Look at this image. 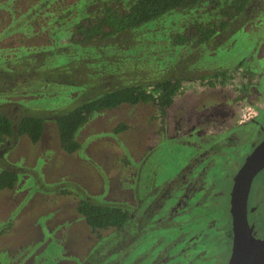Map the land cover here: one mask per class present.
<instances>
[{
    "label": "rangeland",
    "instance_id": "1",
    "mask_svg": "<svg viewBox=\"0 0 264 264\" xmlns=\"http://www.w3.org/2000/svg\"><path fill=\"white\" fill-rule=\"evenodd\" d=\"M106 1L111 0H99L100 5ZM11 3L0 0V109L15 133L0 145V171H16L18 182L15 189L0 191V228L11 224L0 234V264H110L106 263L110 257L101 260L97 238L78 214L76 204L86 196L101 201L100 197L110 200L112 195L136 214L143 227L136 232L139 238L132 246L123 244L120 237L112 238L109 255H115V261H129L132 252L135 264H187L194 251L183 241L177 242L176 222L191 213L178 216V209L172 212L171 207L178 197L185 153L191 149L183 148L168 133L158 137L150 133L153 128L157 132L148 117L150 105L122 104L94 113L76 133L80 148L71 154L60 146L54 118L117 88L177 78L196 81L220 67L235 68L244 58L257 55L259 48L264 49V0H250L246 12L229 21L216 44L190 46H173L172 36L191 35L196 23L206 21L204 14L198 18L192 11H173L114 39L82 45L70 42L68 46L71 24L86 16L83 6L91 0ZM36 4L40 10L34 14L29 8ZM231 30L236 35L233 40L227 37ZM256 57L241 62L256 63ZM193 83H185L183 88L189 89ZM26 116L44 120L37 143L16 133ZM119 123L128 129L116 135L113 129ZM244 128L246 133L251 131V141L256 126ZM234 155H227L230 165L242 160ZM234 174L232 168L209 174L221 195L214 201L202 195L207 203L195 211L202 227L203 257L194 264H226V238L210 236L205 226L209 218L227 222ZM167 212L172 214L170 226L163 229L157 224L150 229L155 225L154 216L162 218ZM130 223L124 229L132 234ZM160 239L164 240L160 243ZM183 247L188 255L186 251L180 254ZM163 250L170 256L161 254Z\"/></svg>",
    "mask_w": 264,
    "mask_h": 264
},
{
    "label": "flooded vegetation",
    "instance_id": "2",
    "mask_svg": "<svg viewBox=\"0 0 264 264\" xmlns=\"http://www.w3.org/2000/svg\"><path fill=\"white\" fill-rule=\"evenodd\" d=\"M4 1L8 4L14 0ZM40 2L37 4L41 5L42 3ZM34 3L35 2L32 4ZM37 4L34 9L32 8V5L29 8L30 10H33L34 14L40 10ZM89 4L90 3H84L83 9L87 12V14L77 22L72 23L71 26L73 25V28L76 23L85 19L87 15L93 11L94 6ZM85 7L88 9H85ZM246 9L244 10L245 12ZM23 16L24 14H22V17ZM201 23L204 24V22ZM202 26H212L216 29L214 34L207 41H205L207 44L210 43V41H214L216 44L220 33H222L225 28H229V25H226L221 30L217 28V25L204 24ZM66 29L69 30L70 28L67 26ZM72 36L67 37V40L70 38L68 46L70 45V42H74ZM227 37H230V39L233 40L236 35L231 30L227 33ZM191 40L187 43V45L190 46V44H193L195 41V39ZM77 45L82 44L80 43ZM255 56H257L255 60L256 63L248 61V64H243L247 58L252 60ZM247 58L241 60L243 62L240 61L236 64L235 68L226 69L220 67L211 74L199 76L196 81L182 80L181 88L178 91L174 102L170 108L166 109L163 117L157 116L156 108L152 103H139L145 106L150 105V107H152L149 108L150 115H148V117L151 123L155 124L157 132L153 128L150 133H153V135L157 137L163 132L168 133L171 135V139H179L177 141H181L180 145L183 148L186 147L191 149V152L185 153V161L183 164L184 168L182 173L178 175V197H176L171 207L172 212L174 210L176 211V208L178 209V216L182 213L184 214L185 212L191 213L190 216H186L184 214L186 217H181L182 219L176 222L177 242L183 241L185 246L188 244V249H193L194 251L193 256L190 258L187 254L188 249L184 247V249H181L180 254L182 255H184V252L187 250V264H194L203 257L201 249L202 227L198 215L195 212L198 207L207 203V201L202 198V195L209 196L212 201H214L216 196L221 195L219 190H215V184H213L212 180L213 176H210L209 174H212L213 171L222 172L228 168L235 169L236 174L245 162L247 156L264 139V49L259 48V53H257V55ZM185 83H193L194 86L189 89H185L183 88ZM149 119L147 121H149ZM247 124H253L256 126V130L253 133V139L251 141H249L251 131L246 133V128H244ZM119 125L123 124L119 123L117 126ZM117 126L113 129V133L116 135L128 129L126 127L124 130L116 131L115 128ZM7 139L9 138H5L4 142ZM240 147L243 149H240ZM231 154H237L236 160L242 158L241 162L236 165H230L227 161V155ZM218 159L219 162H217ZM218 167H223L225 169L222 168L221 171L216 170ZM10 171L18 174L14 170ZM262 174L263 177L260 178ZM198 175H200L199 178L197 177ZM234 176L232 178L228 194L229 202ZM109 198L110 200H106L105 198L102 200L100 197L101 201H95L90 196H86L80 199L78 203L83 199H91L95 203H111L121 205L116 201L118 199L117 196L112 195ZM78 203L76 204V210ZM141 203L142 201H140V204ZM140 204L138 206L141 208ZM121 206L124 208L123 205ZM161 210L164 212L165 209ZM246 210L248 225L252 236L255 238H264V168L260 170L252 180ZM171 215L172 214L167 212L166 216H163L162 218L158 217V215L154 216L156 219H153L152 221L155 225L150 229H154L157 224H160L157 227H163V229L169 227ZM135 216L136 214H131L129 212L128 222H132V224H129L131 225L132 234L124 229L126 225L121 230L108 228L100 229L97 232H92L89 228L91 233L97 238V250L101 256V260L102 258L110 257L106 259V263L135 264L132 252H129V261H123L122 259L115 261V255L113 257L109 255V252L112 249V244L114 245V243H112V238L115 236L120 237L123 244H128L130 246H132L136 242V239L139 238L137 237L138 233L136 232L143 227L139 224V219ZM134 224H136L135 227ZM189 225L192 227H190V229H186L185 227ZM10 226V223L6 225L4 224L0 228V234L6 232ZM205 227L210 230V236L223 235L224 240L226 238L228 248V256L226 258L227 264L233 243V224L230 213V205L227 222L225 220V222L222 223L220 219L209 218ZM109 238L111 239L110 242L108 241ZM163 240L164 239H160L159 242L161 243ZM168 242H170V240H168ZM166 244L167 243L165 242L163 247H165ZM114 249L115 251H118V247H115ZM124 253L127 254L128 252ZM161 254L165 257L170 256L165 250H163Z\"/></svg>",
    "mask_w": 264,
    "mask_h": 264
},
{
    "label": "trees",
    "instance_id": "3",
    "mask_svg": "<svg viewBox=\"0 0 264 264\" xmlns=\"http://www.w3.org/2000/svg\"><path fill=\"white\" fill-rule=\"evenodd\" d=\"M91 1L90 4L96 9L74 25L72 37L75 44L114 39L119 34L137 30L146 23L160 20L173 11H182V13L192 11L198 18L204 14L207 17L204 21L205 25H217L221 30L231 19L244 12L250 0H111L101 5L99 0ZM96 2L99 5H96ZM204 24L201 22L196 23L197 26L191 24L194 27L190 29L191 33L193 32L191 35L174 34L173 46L187 44L191 39H195L193 44L207 41L216 29L212 26H202ZM181 82L182 80L178 78L155 80L144 85L117 88L83 103L68 113L56 116L54 121L61 148L66 153H74L79 149L75 135L89 118L96 112L114 109L122 104L152 103L156 108L157 116L163 117L166 109L174 102L181 88ZM43 129L44 120L41 117L26 116L19 121L16 133L18 136H26L32 143H37ZM124 129L123 125L115 128L116 131ZM14 133L12 122L0 110V145L5 138H10ZM17 181L15 172L0 171V191L12 189ZM77 211L92 232L108 228L121 230L129 220V212L121 205L95 203L91 199L81 200L77 205Z\"/></svg>",
    "mask_w": 264,
    "mask_h": 264
},
{
    "label": "water",
    "instance_id": "4",
    "mask_svg": "<svg viewBox=\"0 0 264 264\" xmlns=\"http://www.w3.org/2000/svg\"><path fill=\"white\" fill-rule=\"evenodd\" d=\"M263 168L264 139L247 156L233 179L229 202L233 243L227 264H264V238L252 236L246 210L252 180Z\"/></svg>",
    "mask_w": 264,
    "mask_h": 264
}]
</instances>
